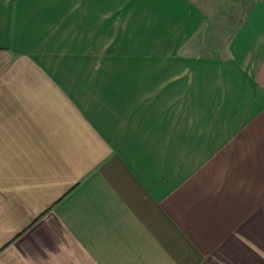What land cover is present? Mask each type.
<instances>
[{"label": "crops", "instance_id": "obj_1", "mask_svg": "<svg viewBox=\"0 0 264 264\" xmlns=\"http://www.w3.org/2000/svg\"><path fill=\"white\" fill-rule=\"evenodd\" d=\"M264 246V0H0V264H242Z\"/></svg>", "mask_w": 264, "mask_h": 264}, {"label": "rangeland", "instance_id": "obj_2", "mask_svg": "<svg viewBox=\"0 0 264 264\" xmlns=\"http://www.w3.org/2000/svg\"><path fill=\"white\" fill-rule=\"evenodd\" d=\"M242 264H264V246L259 249L253 240L242 241Z\"/></svg>", "mask_w": 264, "mask_h": 264}]
</instances>
